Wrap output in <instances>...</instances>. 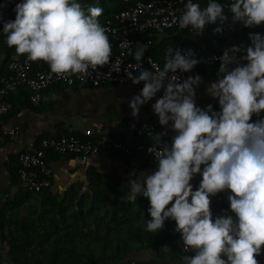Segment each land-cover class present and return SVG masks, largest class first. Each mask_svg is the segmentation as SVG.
Masks as SVG:
<instances>
[{"label": "clouds", "instance_id": "clouds-1", "mask_svg": "<svg viewBox=\"0 0 264 264\" xmlns=\"http://www.w3.org/2000/svg\"><path fill=\"white\" fill-rule=\"evenodd\" d=\"M8 0L0 3V10ZM13 20H3L6 43L19 55L41 60L55 74H87L109 63L112 47L104 27L97 19L104 9L82 5L79 0H18ZM231 14V22L244 27L264 22V0H186L178 17L180 29L202 32L206 24H216L220 33ZM247 46L224 49L219 78L205 90L218 101V111L195 102L199 74L182 81L178 70L187 73L200 61L191 50H166L162 69H144V49L133 54L135 64L125 72L133 84L143 87L128 105L137 116L142 105L157 93L151 104L161 126L175 135L170 145L156 149V171L129 180L127 200L137 195L147 198L150 217L146 231L158 233L164 222H175L184 250L192 255L181 264H258L264 246V34L249 33ZM243 53L237 63V54ZM235 64V67H229ZM171 73V76L169 75ZM253 115L258 119L252 120ZM155 145L161 144L160 136ZM203 166V167H201ZM199 174L198 186L190 181ZM228 191L229 213L213 218L210 197ZM171 202V203H170ZM170 205V206H169ZM167 206V207H166Z\"/></svg>", "mask_w": 264, "mask_h": 264}, {"label": "crops", "instance_id": "crops-1", "mask_svg": "<svg viewBox=\"0 0 264 264\" xmlns=\"http://www.w3.org/2000/svg\"><path fill=\"white\" fill-rule=\"evenodd\" d=\"M98 1L89 0V4L84 6L97 5ZM108 5L111 7V3ZM106 12L104 9L99 17H105ZM227 15L228 20L223 25L228 27L227 31L214 33L213 29L217 25L212 24L205 35V43L213 52L223 53L224 49L233 45L247 46L250 43L248 39L250 32L264 34V22L244 27L240 22L233 24L231 14ZM8 16L15 17L14 11L10 10ZM1 33L2 30H0V77L7 74V66L11 61L21 60L26 55L17 54L15 48L7 53L2 48ZM174 36L196 41L182 30L176 31ZM171 38L174 37L165 31L138 36L134 39L133 54L142 48L143 56L149 54L152 58L157 57L162 43ZM206 44H201L198 48L200 52L195 53L200 61L199 75L202 77V82L195 91V102L202 109L211 104L213 110L218 111V101L205 90L209 83L219 78V66L209 67L202 63ZM238 55L242 56L243 53ZM240 63L246 61L241 60ZM79 84L71 87L64 84L50 86L42 93L40 105L37 107L24 101L21 97L23 90L8 96L13 109L7 115H0V264H9L14 251L19 246L25 249L27 241L31 242L33 255L31 261L38 264L41 262L40 259L44 264H83V257L116 254L118 249L116 239L125 241L128 251L124 252V246L121 245L120 259L106 264H181L183 256L192 254L182 252L180 244L168 235V231L175 228L174 221L165 220L163 228L158 233L146 231V223L150 219L147 213L149 207L147 198L137 195V204L131 202L133 208L140 212L139 219L130 222L131 228L124 225L122 231L110 233L102 226L99 227L95 218L98 213L95 210L89 211L93 202L90 199L81 200L82 196L90 198L89 174H97L112 182L114 190L123 195L122 197L112 195L109 203L116 199L128 201L127 182L142 179L144 175L156 171V166L150 164L145 154L100 153L82 161L77 156L62 157L47 152L46 158L52 170V178L50 188L43 191L45 195L27 194L20 189L16 174L18 156L25 152L30 144L37 145L44 138H57L67 133L84 135L86 131H91L93 138L105 136L125 140L127 130L143 122L155 127L154 136L150 139L129 140L127 143L130 146L154 143L157 135L161 141L171 140L175 135L169 126L159 125L158 117L151 108V104L162 95V91L157 93V97L142 105L138 115L133 117L128 101L141 90L134 84H106L99 87ZM261 115H264V110ZM256 119L258 117L253 115L252 120ZM16 126L21 130L19 138L12 140L4 135L5 130ZM39 138L42 139L38 141ZM200 179V175L196 174L190 181L194 190ZM214 196L210 197L213 218L228 214L214 202ZM42 197L47 203H51V208L44 204ZM100 216L105 215L101 213ZM103 218L108 222V217ZM24 225L32 227L33 230H24L22 228ZM17 241L20 243L18 242L12 251L13 242ZM53 252H57V259L53 258L51 261ZM262 253L264 254L263 250Z\"/></svg>", "mask_w": 264, "mask_h": 264}, {"label": "built area", "instance_id": "built-area-1", "mask_svg": "<svg viewBox=\"0 0 264 264\" xmlns=\"http://www.w3.org/2000/svg\"><path fill=\"white\" fill-rule=\"evenodd\" d=\"M128 3V0H124ZM186 0H153L150 2L137 1L128 4L124 9L116 13L112 19H108L102 25L106 31L112 47L111 57L108 64L98 66L96 69H89L87 74H55L49 69L46 62L41 60H30L25 55L21 60H13L7 66V74L0 77V115H7L13 109V104L9 101V94L19 90L29 92V102L37 107L40 105L42 93L50 86L64 84L68 87L75 82L99 87L106 84L124 85L132 83L127 77L125 69L133 71L129 66L135 64L133 59L134 39L149 32L162 30L179 29L185 31L191 38H200L207 34L212 24H206L202 32L189 28L180 29L178 27V17L184 11ZM227 5L229 0H219ZM228 27L223 26L222 31H227ZM191 49L194 53L200 52L198 49ZM188 50V49H187ZM166 54V52H165ZM222 53L212 52L205 55L203 63L209 67L219 66L218 59ZM237 63H240V56L237 54ZM144 69L155 71L162 69L161 64L150 56H142L140 61ZM235 67V64L230 65ZM138 69L133 71V75L138 74ZM199 74V64L195 65L187 73L179 70L174 74L182 81L188 76ZM171 76V73H169ZM133 84V83H132ZM142 89L143 82L134 84ZM155 134V127L147 122L130 127L125 133V140L110 137H96L95 140H81L73 136H59L57 138H44L40 142L30 144L25 152L19 154L17 159L16 174L18 184L23 192L39 194L50 188L52 170L46 158L47 152L56 156H77L82 161L100 153L106 154H145L151 165L156 166V149L162 147L164 142L170 145V141H161V144L154 143L136 144L130 146L127 141L133 139H150ZM4 135L9 139H17L21 135L19 127H11L4 131ZM83 137L91 139V131H86ZM228 191H223L214 196V202L225 212L229 213V202L227 200ZM170 238L175 239L181 247L182 252L193 254L191 250H184L180 233L175 228L168 231ZM264 251V246H262ZM258 264H264V254L257 257Z\"/></svg>", "mask_w": 264, "mask_h": 264}, {"label": "trees", "instance_id": "trees-1", "mask_svg": "<svg viewBox=\"0 0 264 264\" xmlns=\"http://www.w3.org/2000/svg\"><path fill=\"white\" fill-rule=\"evenodd\" d=\"M17 1L18 0H8L6 7L3 8L2 10H0V15H2L3 20H13L14 19V17L10 18L8 16V12L10 10H13V8H14L13 3H15ZM137 1L150 2L153 0H128V3H125L124 0H99L98 5L104 9H106L107 12L105 14V17H102V18L99 17L97 19L99 20L101 25H104L108 19H112L113 16L116 13H118L120 10L124 9V7H126V5L133 4ZM4 2H5V0H0V3H4ZM79 2L82 5L89 4V0H79ZM198 2L201 4L202 7L205 5V0H198ZM218 2H219V0H218ZM108 3H111V7H109ZM0 30H2V23H0ZM162 31L168 32L172 35V37H174V38L165 40L161 45L162 47L159 49V55L157 57L154 56V58L161 64L162 67H163V63H164L165 52L169 46H171L173 49L178 48V49H181L182 51H184V50H187L189 48L198 49L199 46H201V44H206L205 39H204L205 35L203 37H200V38H192L193 40H196V41H187V40L180 38V36H178V37L174 36V33H176V31L177 32L180 31L178 29L162 30ZM183 33L187 34L185 31H183ZM1 37H2V42H3L2 48L7 53L12 52L14 47H9L7 45L6 34L3 33V31L1 33ZM203 47H205V45ZM212 52H213L212 48L206 44V47L204 50V55L202 57V63H203V59H204L205 55H208ZM216 53H220V52H216ZM145 56H149V54H146ZM199 71H200V69H199ZM78 84L79 83L75 82L73 84V86L78 85ZM28 95H29V92H27L25 90L21 91V97L24 99V101L26 103H29ZM65 136L77 137L83 141L84 140H91L92 141V140L97 139L95 137L91 138V139H87V138L83 137V135L70 134V133L65 134ZM42 138H44V137H42ZM42 138H39L38 141ZM38 141H36V142H38ZM165 141L171 142V140H165ZM151 143H153V142H151ZM88 186H89V194H90L89 197L90 198L82 196L81 200L82 199H90V201L93 202L92 208L89 211L92 212L95 210L98 213L97 216L95 217L96 221L99 224V227L102 226L104 228V230L108 231V233L116 232L118 230L122 231L124 225L126 226V228H131L130 222H133V221H136L139 219L140 212L138 209L133 208L131 202L121 201V200L117 201V199H116V201L109 203L112 195L117 194L118 196H121V194H118L114 190L113 183L107 181V179L105 177H103L101 175H97V174H93V175L89 174ZM27 194H30V193H27ZM40 194L42 196H44L45 192H41ZM42 201H44V204H46L47 207L51 208V203L50 202L47 203L45 198L42 197ZM136 204H137V202L135 201V205ZM101 213H104L105 216L101 217L100 216ZM103 217H108V222H106ZM22 228L24 230H27V229L33 230L32 227L25 226V225ZM18 242L19 241L13 242L12 251L14 250V248ZM115 243H116V246L118 248L116 254H113L112 256L111 255L106 256L105 254H103V255L98 256V257H94V256L83 257L82 258L83 264H106L109 261L119 260L121 257L120 246L123 245L124 246V252H127L128 251V249L126 248L127 244L125 241L121 242L118 239L115 240ZM40 255L42 256V252H40ZM31 257H33L32 250H31V242L27 241L26 245H25V249L22 246H19V248H17V250L14 251L12 257L9 259V264H31L32 262H34V261H31L32 260ZM53 258L57 259V252H53V254L50 258L51 261ZM40 261H41L40 264H44L42 262L43 261L42 259H40ZM34 264H38V263L34 262Z\"/></svg>", "mask_w": 264, "mask_h": 264}]
</instances>
